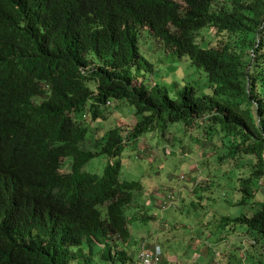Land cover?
I'll list each match as a JSON object with an SVG mask.
<instances>
[{
    "label": "trees",
    "instance_id": "trees-1",
    "mask_svg": "<svg viewBox=\"0 0 264 264\" xmlns=\"http://www.w3.org/2000/svg\"><path fill=\"white\" fill-rule=\"evenodd\" d=\"M144 32L203 71L207 92L187 83L173 95L139 79L154 69L139 49ZM128 108L135 124L116 115ZM174 125L223 151L217 180L194 188L201 207L223 187L225 166L238 175L236 204L257 211L223 226L262 245L264 0H0V264H90L96 255L141 264L144 248L163 247L186 225H151L158 214L146 211L147 237L133 235L129 212L154 187L122 177L123 153L149 133L170 140ZM101 157L110 161L100 173ZM181 201L183 213L196 205Z\"/></svg>",
    "mask_w": 264,
    "mask_h": 264
},
{
    "label": "rangeland",
    "instance_id": "rangeland-1",
    "mask_svg": "<svg viewBox=\"0 0 264 264\" xmlns=\"http://www.w3.org/2000/svg\"><path fill=\"white\" fill-rule=\"evenodd\" d=\"M143 35L140 38L139 49L145 59L154 64V69L151 74L150 70L145 69L142 71L143 76H140L139 79L142 77L143 80L144 78L147 79L149 84L158 83L166 86L172 91L173 95L177 90H181L186 86L187 83L195 84L202 93L207 92L208 77L203 71L194 67L188 57H180L175 54L167 55L151 34L144 32ZM176 86H178L177 89ZM128 109L125 113L117 112L116 115H119L118 117L129 125L131 123L135 124V115L132 113L131 108ZM111 111H114V109L111 108ZM117 116L113 115L110 121L117 119ZM184 128L181 125H174L171 128L172 134L168 136L171 138L170 140L162 136L161 131L146 134L139 139L138 145L130 144L123 153L122 177L124 179L142 182L147 187L150 186L148 180L159 179L156 185V188L160 189L158 194L173 193L176 204L168 209L163 208V211L166 212L170 211L171 208H175L177 202H180L179 195L182 198L195 200V206L191 204L190 208L187 207L188 213H183L184 210H182L176 211L174 215L167 216V219L174 216L176 221L182 222L186 226H179L176 232L172 230V241H164L162 248L165 263L211 264L214 261L220 264H252L254 261L252 256L260 258L264 263V243L253 245L255 242L252 239H243L237 235L244 230L241 227H239L238 232H234L235 230H232L230 224L223 226L226 217L236 218L244 214L252 215L254 212L251 213L252 209L256 208L254 205L245 207L236 204L240 196L242 197L241 192L235 188V181L231 182L230 180L231 178L238 180L236 173H227L228 169L222 166L220 170L223 175L218 178V183H223V187L218 191H214L213 198L211 197L212 200L208 198L212 195V189H210V192H206V198L202 199L203 207H201V199L199 198L201 192L194 191V188L196 186L209 187L210 179L213 182L217 180L213 175L218 172L217 168L219 166L217 167L216 164H222L218 162V155L223 151L216 154L214 144L203 143L197 135L194 136L196 141L190 137L185 139ZM87 146L97 151L94 142L88 143ZM212 146L213 148L210 149ZM164 147L167 148L166 153ZM183 149L188 152L185 153ZM99 159L102 160H98L95 167L101 173L105 171L110 160L106 157ZM92 162L94 163V161ZM93 163L90 167L91 170H93ZM190 169H192V172ZM183 176H186V179H183ZM193 176L192 180L194 182L190 181ZM180 187L184 191L180 190ZM147 190L152 191L153 189L148 188ZM138 200H143L142 196L138 195ZM255 210L257 211V209ZM247 246L251 251V255L247 250ZM86 247L88 248L87 244ZM102 248V246H96V249ZM96 249L95 252H97ZM87 256L90 258L94 255L88 253ZM123 259V257H120L116 264L133 263L131 261L126 262ZM92 261L90 264H104L99 255H96ZM134 261L135 264H140L139 259L135 256ZM255 261L259 260L255 259ZM105 264L108 263L105 262Z\"/></svg>",
    "mask_w": 264,
    "mask_h": 264
},
{
    "label": "crops",
    "instance_id": "crops-1",
    "mask_svg": "<svg viewBox=\"0 0 264 264\" xmlns=\"http://www.w3.org/2000/svg\"><path fill=\"white\" fill-rule=\"evenodd\" d=\"M190 171L192 172V169H190ZM160 178H161V176H160ZM192 178H194V176L191 177L190 181H192ZM158 180H154V179L148 180V182H150V184L154 187V190L151 192V194L148 193L146 198H144L143 200L140 201V204H138L139 208L138 207L134 208L132 211L129 212L130 216L132 218L135 217L137 219V221H138V223H136L134 225V233H133V235L135 237H137V238L144 239V238L147 237V231L144 230L145 227L157 224V223H159L161 221H165L166 222V219H167L168 215H171V214L174 215L176 213V211L179 212L178 210L180 209V205H181V202H182L181 200H183L181 195H180L181 200H180V202H177L178 204H177V206L175 208H171L170 211H166V212L162 210L163 208L164 209H168V208H165L162 205V202L164 201V199L161 198L162 194L161 195L158 194L160 192V189L156 188ZM180 190L184 191V189H182V187H180ZM147 191L149 192V190H147ZM146 206H148L149 208H146ZM146 211H148L149 213H152V214H158V217H156V221H153L151 225L150 224L145 225V223L139 222V221H142L141 219H143V217L142 216L140 217L139 214L143 213V215H144V212H146ZM136 215H137L138 218L136 217ZM159 219H161V221H158ZM175 220L176 219L174 218V216H173V218H170L171 222L175 221ZM167 227H168L167 230H169L171 228L170 225H168ZM170 231H172V229ZM145 233H146V235H145ZM211 264H220V263L219 262L216 263V262L213 261V263H211Z\"/></svg>",
    "mask_w": 264,
    "mask_h": 264
},
{
    "label": "built area",
    "instance_id": "built-area-1",
    "mask_svg": "<svg viewBox=\"0 0 264 264\" xmlns=\"http://www.w3.org/2000/svg\"><path fill=\"white\" fill-rule=\"evenodd\" d=\"M186 179V176L182 177ZM173 195H170L168 199H164L162 205L165 208H170L175 205L174 200L172 199ZM175 199V198H174ZM141 264H163L164 262V252L161 246H158L155 251L151 252L147 249H143L140 256Z\"/></svg>",
    "mask_w": 264,
    "mask_h": 264
}]
</instances>
